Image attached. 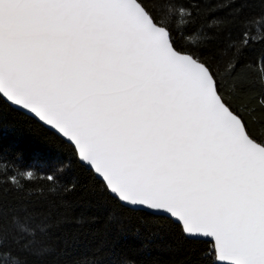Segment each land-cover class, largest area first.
Here are the masks:
<instances>
[{"label":"snow or ice","instance_id":"1","mask_svg":"<svg viewBox=\"0 0 264 264\" xmlns=\"http://www.w3.org/2000/svg\"><path fill=\"white\" fill-rule=\"evenodd\" d=\"M258 21L264 0H0L8 264H264ZM25 137L76 177L37 185Z\"/></svg>","mask_w":264,"mask_h":264},{"label":"trees","instance_id":"2","mask_svg":"<svg viewBox=\"0 0 264 264\" xmlns=\"http://www.w3.org/2000/svg\"><path fill=\"white\" fill-rule=\"evenodd\" d=\"M188 2L196 3L197 0H185V3ZM208 2L215 3V0H208ZM201 6L203 7V4ZM217 14L221 13L218 12ZM262 32H264V22L258 21L256 25L252 26V34L259 37ZM18 148L23 154L21 160L22 164H35L36 167L41 170L37 173V180L35 183L42 188L48 187V182L43 179V175H46L49 169H61V166L63 165L62 170L58 171L57 174L64 180H72L77 175L69 160L51 159L52 150L46 147L43 144V141L30 142L25 137L18 143ZM5 231L10 235H14L18 231L15 222L11 219V214H9L7 218H0V233ZM8 246L12 248L13 251L15 250L14 245L9 244ZM126 254L131 259L136 257L134 245L131 243H129L126 248ZM0 264H8V258L4 257L2 254H0Z\"/></svg>","mask_w":264,"mask_h":264}]
</instances>
